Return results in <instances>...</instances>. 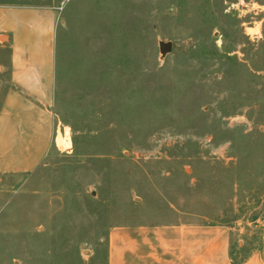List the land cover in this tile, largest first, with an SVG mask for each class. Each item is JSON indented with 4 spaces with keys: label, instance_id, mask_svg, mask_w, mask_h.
Instances as JSON below:
<instances>
[{
    "label": "rangeland",
    "instance_id": "374dc122",
    "mask_svg": "<svg viewBox=\"0 0 264 264\" xmlns=\"http://www.w3.org/2000/svg\"><path fill=\"white\" fill-rule=\"evenodd\" d=\"M11 3L58 12L54 134L38 167L0 175V264H106L113 226L183 222L228 224L233 257L249 256L264 234V0ZM8 82L0 48V106Z\"/></svg>",
    "mask_w": 264,
    "mask_h": 264
},
{
    "label": "crops",
    "instance_id": "0c3cea01",
    "mask_svg": "<svg viewBox=\"0 0 264 264\" xmlns=\"http://www.w3.org/2000/svg\"><path fill=\"white\" fill-rule=\"evenodd\" d=\"M58 12L45 4H0V48L8 78L0 106V175L38 167L51 149ZM226 223L113 226L106 264H264V234L247 257H233Z\"/></svg>",
    "mask_w": 264,
    "mask_h": 264
},
{
    "label": "water",
    "instance_id": "95a60500",
    "mask_svg": "<svg viewBox=\"0 0 264 264\" xmlns=\"http://www.w3.org/2000/svg\"><path fill=\"white\" fill-rule=\"evenodd\" d=\"M160 51L162 54H167L172 49V42L171 41H160L159 43Z\"/></svg>",
    "mask_w": 264,
    "mask_h": 264
}]
</instances>
